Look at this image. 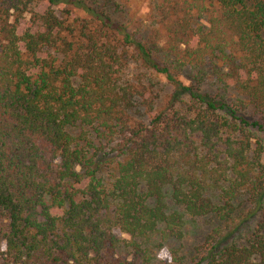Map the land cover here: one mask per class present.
<instances>
[{"label": "trees", "instance_id": "obj_1", "mask_svg": "<svg viewBox=\"0 0 264 264\" xmlns=\"http://www.w3.org/2000/svg\"><path fill=\"white\" fill-rule=\"evenodd\" d=\"M86 2L0 0V264H264V0H154L141 39ZM194 67L238 105L183 85Z\"/></svg>", "mask_w": 264, "mask_h": 264}, {"label": "rangeland", "instance_id": "obj_2", "mask_svg": "<svg viewBox=\"0 0 264 264\" xmlns=\"http://www.w3.org/2000/svg\"><path fill=\"white\" fill-rule=\"evenodd\" d=\"M86 1L90 6L99 7V9L100 7H104L103 11L105 14H107L115 23L125 27L129 33L135 34L136 37L140 39L148 33L150 28L155 27L154 0ZM37 7V12H42L44 9L41 5ZM16 15L17 14L14 13L11 21H13ZM83 17L84 15L81 13L72 12L71 18L80 20ZM28 26H32L31 16L26 13L19 18L18 33L21 34ZM129 56L132 57L131 52L129 53ZM210 73L211 71L209 70V67L183 68L177 74V78L185 86L192 85L214 97L224 96L226 101L230 104H237L236 95L231 91L225 93L222 92V90H220L215 84ZM121 79L123 82L130 83L136 91L142 92L145 97L143 99H147V103L142 102L145 106L152 104L154 110H160L165 107L172 92V86L168 84L163 76L141 68L139 63L134 62L132 58H129L126 62V68L123 71ZM207 231L208 227L205 221H196L195 224L189 226L188 235L185 236V241L187 242V240H190L189 245L192 242L201 241ZM122 238L127 239L125 236H122ZM165 246L166 245L164 244L162 248L155 250V256H152V260L149 264H166L170 261ZM121 253L125 254L124 252Z\"/></svg>", "mask_w": 264, "mask_h": 264}]
</instances>
